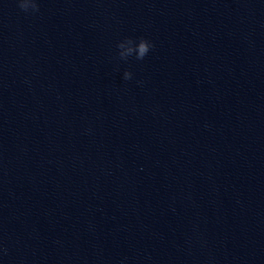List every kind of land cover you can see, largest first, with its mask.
<instances>
[{"label": "water", "instance_id": "obj_1", "mask_svg": "<svg viewBox=\"0 0 264 264\" xmlns=\"http://www.w3.org/2000/svg\"><path fill=\"white\" fill-rule=\"evenodd\" d=\"M38 4L0 0V264H264V0Z\"/></svg>", "mask_w": 264, "mask_h": 264}, {"label": "clouds", "instance_id": "obj_2", "mask_svg": "<svg viewBox=\"0 0 264 264\" xmlns=\"http://www.w3.org/2000/svg\"><path fill=\"white\" fill-rule=\"evenodd\" d=\"M17 4L20 10L25 13H36L39 11L38 0H17ZM154 47L151 41L141 37L138 40L132 37H126L117 44L119 49L118 57L121 60L127 61L129 57H135L136 60H143L149 53L150 49ZM132 72L125 71L123 78L129 80L132 78Z\"/></svg>", "mask_w": 264, "mask_h": 264}]
</instances>
